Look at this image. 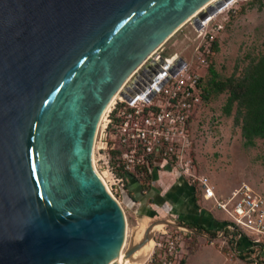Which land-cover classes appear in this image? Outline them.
<instances>
[{
    "label": "water",
    "instance_id": "95a60500",
    "mask_svg": "<svg viewBox=\"0 0 264 264\" xmlns=\"http://www.w3.org/2000/svg\"><path fill=\"white\" fill-rule=\"evenodd\" d=\"M208 1L0 0V264H111L124 220L90 162L99 115Z\"/></svg>",
    "mask_w": 264,
    "mask_h": 264
},
{
    "label": "rangeland",
    "instance_id": "374dc122",
    "mask_svg": "<svg viewBox=\"0 0 264 264\" xmlns=\"http://www.w3.org/2000/svg\"><path fill=\"white\" fill-rule=\"evenodd\" d=\"M230 2L204 26L194 25L193 19L185 22L155 53L166 58L174 54L182 59L187 63L188 72L201 77V80L198 78L201 85L207 78L209 64L221 79L230 74L238 75L249 61L264 53V0ZM211 40L215 48L211 47ZM224 98L222 92L204 101L200 99L187 121L186 141L179 153V161L188 162L186 173L179 174L173 161L166 165L173 169V175L166 171L163 174L175 177L163 183L162 173L157 172L159 168L154 165L130 173L142 184L143 197L138 201L130 199L133 193L126 190L125 179L124 182L114 179L113 173L118 174L116 166L120 160L116 148L122 150V146L111 136L110 125L102 128L105 119L101 120L94 138L92 161L123 213L122 255L150 228L152 232L147 231L152 241L150 250L166 255L172 264H254L242 260L220 240L187 227V223L196 222L195 218L196 223L201 224L197 218H204V210L210 204L201 199L197 182L191 181L188 173L205 176L217 196H228L240 183H245L264 197L261 165L264 139L254 138L252 145L243 144L239 127L232 122V112L228 116L221 112ZM148 190L152 194L150 199L144 197ZM211 210L218 213V218L222 217L221 212ZM169 242L173 248L167 250Z\"/></svg>",
    "mask_w": 264,
    "mask_h": 264
},
{
    "label": "built area",
    "instance_id": "2783aa9c",
    "mask_svg": "<svg viewBox=\"0 0 264 264\" xmlns=\"http://www.w3.org/2000/svg\"><path fill=\"white\" fill-rule=\"evenodd\" d=\"M155 51L123 83L130 99L121 95L113 101L104 113L102 128L110 125L111 136L122 146V150L116 148L118 170L133 173L139 168L164 166L173 161L179 174L186 173L188 162L181 163L179 153L186 141L187 121L200 101L199 76L188 72L182 59V64L170 73L175 59ZM113 175L116 181L124 182L118 174ZM187 175L191 181L196 180L201 199L222 214L221 226L211 237L231 247L238 256L243 254L244 261H264V197L245 183H240L228 196H217L205 176ZM239 239L243 240L241 245H237ZM168 245L167 250L173 248L172 242ZM172 263L166 255L151 249L137 264Z\"/></svg>",
    "mask_w": 264,
    "mask_h": 264
},
{
    "label": "trees",
    "instance_id": "16d2710c",
    "mask_svg": "<svg viewBox=\"0 0 264 264\" xmlns=\"http://www.w3.org/2000/svg\"><path fill=\"white\" fill-rule=\"evenodd\" d=\"M211 47L215 48L214 40H211ZM207 78L200 86V99L207 100L211 96L225 93L221 112L228 116L232 112V122L239 127L243 144H253L254 138L264 139V53L256 59L249 61L238 75L230 74L221 79L209 64L206 66ZM201 80V77H199ZM261 165L264 169V154L261 156ZM118 175L123 179L130 177V183L125 182V188L135 185L139 194H142V184L132 178L130 173L118 170ZM151 190H148L150 192ZM221 226V222L210 217L203 220L201 224L196 222L187 223L188 228L200 230L212 236L215 230ZM243 240H238L241 245ZM239 253V257L243 258ZM260 264H264L261 261Z\"/></svg>",
    "mask_w": 264,
    "mask_h": 264
},
{
    "label": "bare ground",
    "instance_id": "6f19581e",
    "mask_svg": "<svg viewBox=\"0 0 264 264\" xmlns=\"http://www.w3.org/2000/svg\"><path fill=\"white\" fill-rule=\"evenodd\" d=\"M231 0H209L208 2H206L205 4H203L200 8L197 9L196 12H199L200 10H205L206 12H208V18L205 20H199L196 17V12L194 13L195 15H192V17L190 19H193V24L196 26H204L205 23L211 19L215 14H217L218 12H220L221 10L225 9L231 2ZM189 19V20H190ZM187 22V21H186ZM155 50L150 51L146 57L148 55H150L152 52H154ZM145 57V58H146ZM144 58V59H145ZM168 58H171V60H176V56L174 54H171V56H168ZM143 59V60H144ZM142 60V61H143ZM141 61V62H142ZM139 62L138 65L141 63ZM137 65V66H138ZM175 65V62L173 63V65L171 67H173ZM137 66L130 72L132 73ZM129 73V75H130ZM128 75V76H129ZM128 76L120 83V85L116 88V90L112 93V95L110 96L109 100L106 102V104L104 105L98 121H97V125H96V129H95V133H94V137L95 138V134L97 132V129L101 123V120L103 119L104 113L108 110L109 106L113 103V101L122 95V97H124L125 99H130V96H128L127 94H125L124 89L122 88L123 83L127 80ZM94 143V140H93ZM93 143L91 145V150H90V162H91V166L95 172V174L97 175L98 179L100 180L101 184L104 186V188L108 191L104 180L100 177V175L98 174V172L95 170V167L93 165V161H92V148H93ZM150 232H152V230H150V228H148ZM124 231H123V238L122 241L119 245V248L116 252V254L111 258L110 262L111 264H137L141 258V256L145 255V253L147 252V250H150V247L152 245V241L150 240V238H148V240L146 242H144L139 248L134 249L129 255L125 256L122 255V243H123V239H124ZM144 252V254H143ZM149 252V251H148Z\"/></svg>",
    "mask_w": 264,
    "mask_h": 264
},
{
    "label": "crops",
    "instance_id": "0c3cea01",
    "mask_svg": "<svg viewBox=\"0 0 264 264\" xmlns=\"http://www.w3.org/2000/svg\"><path fill=\"white\" fill-rule=\"evenodd\" d=\"M159 169H156L157 170V172H161L162 174H161V176H160V178H161V180H162V183H163V181L165 180H173V178L175 177V175H174V177L173 176H169V175H165V174H163L164 173V171H166V173H168V174H170V173H172V175H173V169H169V168H167V166L166 165H164V166H157ZM169 170V171H168ZM171 170V171H170ZM130 179V177H128L127 176V178L125 179V181H126V183L128 184V182L130 181L129 180ZM130 183V182H129ZM126 190L127 191H132L131 193H133V195L131 196V200L132 201H138L140 198H142L143 197V195L142 194H139L138 192H137V190H136V188H135V185H129V187H127L126 188ZM151 193L150 192H148L144 197H146L147 199H150V197H151ZM181 198H183L184 197V195H182V196H180ZM181 201V200H180ZM206 201V200H205ZM209 202V201H208ZM180 203V202H179ZM210 203V202H209ZM189 205H192V203H188ZM211 204H209V207H207L206 208V210H204V213H205V216H204V218L202 219V217H198L197 219H198V221H203V220H206V218H208V217H210L211 219H214V220H217V221H219V222H221L220 220H218V219H220V218H218L217 217V214H214L213 212H212V210L211 209H213L212 208V206H210ZM215 210V209H214ZM217 211V210H216ZM196 216V215H195ZM203 216V215H202ZM221 217V216H220ZM195 221L197 222V220H196V218H195Z\"/></svg>",
    "mask_w": 264,
    "mask_h": 264
}]
</instances>
